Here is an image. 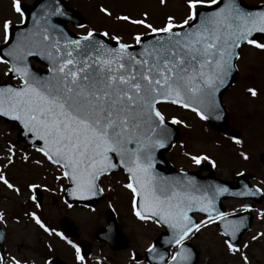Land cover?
Returning <instances> with one entry per match:
<instances>
[{"label":"snow or ice","instance_id":"snow-or-ice-1","mask_svg":"<svg viewBox=\"0 0 264 264\" xmlns=\"http://www.w3.org/2000/svg\"><path fill=\"white\" fill-rule=\"evenodd\" d=\"M184 2L185 17L180 23L168 16L161 27H153L145 19L115 17L117 21L142 26L157 37L154 43L143 45L139 53L129 51V45L106 31L98 35L114 41L115 48L97 39L91 30L75 39L62 32L59 38H53L49 29L55 25L50 24L49 17L65 15L62 4L57 2L47 3L33 18L38 31L29 29L15 43H10L15 26L7 18L0 20V33L8 46L0 48V65L6 67L5 76L19 81V86H0V118L16 122L35 151L60 171L55 179L66 181L60 191L72 200L102 197L106 190L102 180L122 170L127 178L122 187L130 193L132 214L164 230L145 248L147 264H195L187 241L213 224L222 229L227 252L239 256L240 264H249L244 251L249 244L234 243L245 227L243 220L229 219L214 204L215 196L227 189L216 187L210 193L191 179L175 181L160 176L155 170L154 152L168 146V125L181 123L175 117L166 119L160 105L190 110L201 121L220 118L216 95L230 82L239 59L238 49L246 44L264 52V10L249 11L239 0ZM159 3L166 5V0ZM11 9L22 23L26 22L21 0H11ZM99 11L112 15L104 7ZM133 39L137 45L142 44L140 35ZM36 55L50 62L47 77L30 69L28 57ZM247 91L257 96L253 88ZM233 142L241 144L238 138ZM6 151L5 159L10 165L15 152L12 146ZM240 155L249 159L243 152ZM23 159L27 161L28 157ZM190 159L200 165L208 157L192 155ZM0 184L19 194L3 172ZM39 187L29 184L28 191L33 193ZM259 191L246 189L241 194L255 195ZM30 199L40 207L37 195ZM64 203L69 208L73 206L68 199ZM244 210L251 211L247 205ZM194 212L206 218L196 222L190 215ZM29 215L43 232L68 243L75 250L76 261L83 264L85 257L76 244L61 232L50 230L34 212ZM260 216L264 217V213ZM262 238L264 232H258L251 240ZM161 243L166 246L164 252L158 250ZM168 249L172 251L168 253ZM130 260L132 264H142L134 252ZM0 264L20 261L0 253Z\"/></svg>","mask_w":264,"mask_h":264},{"label":"rangeland","instance_id":"rangeland-1","mask_svg":"<svg viewBox=\"0 0 264 264\" xmlns=\"http://www.w3.org/2000/svg\"><path fill=\"white\" fill-rule=\"evenodd\" d=\"M245 1L247 4L256 5L264 0ZM68 2L79 8L78 11L87 20V24L80 29L71 26L74 33L85 35L88 30L99 33L106 31L109 36H117L121 42L129 45L135 43L133 37L143 36L150 31L142 26L117 21L116 16L126 15L134 19H145L153 27H161L168 16L174 17L176 23L182 22L185 17L184 0H166V5H161L159 0H68ZM101 7L113 15L111 17L103 15L99 11ZM237 66L239 70L237 84L225 95L224 103L230 113L233 128L241 133V137L238 138L241 144L237 145L234 140L222 138L209 130V127L192 112L175 105H162L159 110L166 119L175 117L181 121L177 125L182 137L168 157L174 167L185 170H199L211 160L212 167L215 165L213 169L216 176L224 180H232L238 173L247 171L255 175L253 184L264 192V163L260 161L261 155H264V52L250 46L243 47ZM248 88H253L257 96L252 97L247 91ZM9 146H12L15 152L14 162L10 165L5 159ZM241 152L249 159L244 160ZM192 155L207 156L208 160L196 165L190 159ZM25 156L28 157L27 161L23 159ZM36 160L40 163H34ZM0 172L5 173L7 179L19 189L17 194L0 184V217H3L0 225L7 232L5 242L7 258L15 257L19 261L25 260L27 264L28 262L45 264L44 259L47 256L43 255L57 254L67 264L76 263L73 260L74 249L70 245L69 248L62 246L56 240L58 237L43 232L30 215L28 216L33 212L42 217L43 223L49 226L50 230L55 231L63 217L69 218L77 226L78 239L91 241L95 255L103 260L107 258L108 262L101 263L94 257V263L88 264H132L130 254L134 252L138 257L143 256L145 248L157 239L161 232L157 225L139 222L133 218L130 193L122 187L124 180L121 175L105 177L102 180L101 186L106 190L102 201L94 208H69L63 205L64 193L62 194L60 189L64 187L66 181L55 179L60 175V171L48 166L47 160L39 153L17 144V133L3 123H0ZM32 183L39 184L40 191L48 192L50 195L48 198L46 195L44 206H41L39 198L37 202L40 207H36L33 201L29 202L32 193L28 191V185ZM45 188L48 190L44 191ZM106 196L108 198H105ZM55 199L56 203L53 202ZM240 206L241 202L226 203L228 213L235 212ZM111 209H114L129 239L128 248L122 251H113L108 244L99 243L95 239L96 231L106 224V213ZM260 213H264V203L258 208L257 220L243 241V244H249V248L244 250L249 264H264V238L251 240L254 234L264 232V217H261ZM197 219L199 222L204 218L198 216ZM222 239L213 224L203 229L196 238L188 240L200 251L198 264H240L239 256L229 254Z\"/></svg>","mask_w":264,"mask_h":264},{"label":"water","instance_id":"water-1","mask_svg":"<svg viewBox=\"0 0 264 264\" xmlns=\"http://www.w3.org/2000/svg\"><path fill=\"white\" fill-rule=\"evenodd\" d=\"M49 2L61 3L62 4V10L65 12L64 16H52V17H49L50 24L51 25H55L54 29H52V28L49 29L51 36L53 38H59L58 34L62 32L64 35H66L69 38H73V39L79 38V37L73 36L68 31V29L66 28V22L71 21L75 25H85L86 22L78 13H76L73 9L68 7V5L65 3L64 0H38L37 5H36L37 10H36V8L33 9V11L36 10V14H34L31 17L30 28L33 31H38V29L34 25L33 18L35 16H38L41 13V11L43 10L44 6L47 3H49ZM239 2L241 3V5L243 7H245L249 11L257 12V11L264 10V5H262V6L258 7V8H252V7H248L247 5H245L243 0H239ZM213 7H215V6H213ZM26 13L28 15V22L27 23L29 25V20H30V12H29V10H27ZM41 23H43V22H41ZM28 25L24 26V28H26V27L28 28ZM24 34L27 35V33H24ZM35 38L39 39L38 36L35 37ZM96 38L99 39V40H104L110 47H113V48L116 47V44H115L114 41H110L107 38L101 37L99 35H97ZM156 39H157V37L154 36V35H149V36L143 37L142 38V44L141 45H137L136 44L135 46L129 47V51H134L135 53H139L141 51L143 45L154 43ZM62 43H63V40H61V44ZM238 51H239V49H238ZM36 57L42 63L47 64L48 68L50 67V62L48 61L47 58H42L41 55H36ZM236 74H237V71H236V67H235L233 75L229 78L230 82L228 84H226L225 87L221 88L219 92H217L216 100H217V103L220 105V118L216 119V118L212 117V118H210L208 120H205L214 129L220 131L223 134L230 135V136H238V132L234 131L229 125L228 115H227V112L224 109V105L222 103V96H223L224 92L228 88H230V86L236 80ZM48 75H49V72L48 73L39 74L38 76L47 77ZM3 85L15 86V85H12V84H0V86H3ZM5 120H7V119H5ZM7 121H9V120H7ZM11 122H13V121H11ZM168 128L172 132V127L168 125ZM174 130L176 132L175 128H174ZM177 136L178 135H177V132H176V138H178ZM19 140L20 141H26V143L31 148H35L32 144H30L28 142V140L26 139V137L24 136V134L22 132V129H20V139ZM172 140H173V138L170 139V141L168 143V146H166L164 150L160 151L159 149H157L160 152H154V156H155L156 160H160L161 159L162 161H164L162 154L165 151L168 150L167 148L171 144H173L175 142V141H173V143H172ZM262 160L264 161V155L262 156ZM163 177H166V178H169V179L175 180V181H185L186 179H191L192 181L195 182V184L197 186H199L201 188H207L210 193L214 192L216 187H224V188H226L227 189L226 192H224L221 195L215 196V198H214V204H215L216 208L218 210L222 211V212H224V207L220 204V200L221 199H224L226 197H239V198L252 197V195H242L241 194V193L245 192L244 189L242 188V186H239L238 188H234L231 184L227 185L222 180L217 179L214 174H211V175H208V176H202L199 172H184V171H179V170H172L169 174H166V176H163ZM241 179H248V176H241V177L237 178V180H241ZM99 199H100V197L93 198V199H91L90 202H86V204H94ZM257 201L260 202V199H257ZM194 213H196V212H194ZM194 213H190V215L193 216ZM199 214H202V213H199ZM202 215H204V214H202ZM229 219L236 220V221L243 220V222H244L245 227L241 229V233L242 234H238L237 240L234 241V243L238 245L242 235L244 233H246L249 230V228H250V223L252 221L251 214L247 213L246 216L234 217V218H229ZM107 221H108V228L107 229H103L102 231L99 232V235H98L99 239H101L103 241H109L108 238L119 239L120 241H123V243L118 245L119 247L116 248V249L124 248L127 245V241L125 240L126 238L122 237L123 234H122V232L120 231V229L118 227V224H117V222L115 220V217H114L113 213H110L108 215ZM62 226H63V229L70 236H74L75 235V229L72 227V225H70L69 223H64ZM220 231L222 232L221 228H220ZM122 239H124V240H122ZM161 244H159L158 247L161 249L162 246H163V248L165 249L166 246L163 245V244L161 245ZM82 246L86 250V252H89V250H88L89 247L86 244L82 243ZM189 246L193 249L194 259H195V264H196L198 262L199 253L193 246H191V245H189ZM57 262L59 263L60 261L58 259H55L53 263L57 264Z\"/></svg>","mask_w":264,"mask_h":264},{"label":"flooded vegetation","instance_id":"flooded-vegetation-1","mask_svg":"<svg viewBox=\"0 0 264 264\" xmlns=\"http://www.w3.org/2000/svg\"><path fill=\"white\" fill-rule=\"evenodd\" d=\"M36 0H21V3L24 6H33L35 4ZM9 19L11 20L12 24L19 25L21 24V18L11 9V0H0V20L3 19ZM3 36L2 33H0V45H3ZM30 64L39 69L42 66H39L35 61L30 60ZM6 67L4 65H0V79L2 81H7L8 76H5ZM14 83L19 84V81L13 80ZM12 129H16L15 125H9Z\"/></svg>","mask_w":264,"mask_h":264}]
</instances>
